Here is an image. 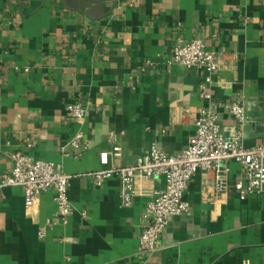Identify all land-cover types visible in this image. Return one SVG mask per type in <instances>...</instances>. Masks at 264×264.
<instances>
[{
	"label": "crops",
	"instance_id": "crops-1",
	"mask_svg": "<svg viewBox=\"0 0 264 264\" xmlns=\"http://www.w3.org/2000/svg\"><path fill=\"white\" fill-rule=\"evenodd\" d=\"M177 40L201 41L218 72L168 65ZM144 61L152 67L141 72ZM236 95L251 148L264 141V0H0V177L18 152L74 177L66 224L55 217L53 192L26 207L21 189H0V264H264V196L240 201L230 191L213 205L198 172L184 193L189 211L167 225L158 251L141 256L148 197L123 208L118 178L95 187L85 176L113 144L116 167L151 145L182 151L201 110L216 113L227 136L237 126L225 105ZM74 101L87 108L81 123L65 111ZM77 133L87 150L64 157L63 148L76 152L67 144ZM239 174L231 163L230 182Z\"/></svg>",
	"mask_w": 264,
	"mask_h": 264
},
{
	"label": "built area",
	"instance_id": "built-area-1",
	"mask_svg": "<svg viewBox=\"0 0 264 264\" xmlns=\"http://www.w3.org/2000/svg\"><path fill=\"white\" fill-rule=\"evenodd\" d=\"M218 64L217 55L206 50L198 40L186 43L177 40L168 60V65L204 71L209 75L218 72ZM151 67L150 61H144L141 72ZM201 90L200 97L209 100L210 95L203 91V86ZM225 109L237 126L227 136L224 135L218 115L210 110H201L193 121L194 134L182 151L168 154L151 145L133 164L116 167L110 164V159L119 158L120 147L113 144L110 151L99 154L100 170L85 175L92 179L95 187H101L112 177L118 178V196L123 208H130L135 197H148L142 212L143 226L138 236L139 255L150 256L158 251L167 225L189 211L184 193L198 172L209 183V200L213 205L226 201L230 191L236 193L240 201L249 196H264V141L251 148L243 146L241 132L248 119L241 95H236L225 105ZM65 111L69 120L76 123L83 122L88 115L81 101L67 105ZM67 147L76 152L71 154L63 148V156L76 159L87 150V142L82 133H77ZM10 161L11 172L0 177V189H21L26 207L31 206L40 195L53 192L55 217L66 224L72 214L67 189L74 177L66 175L60 164L32 160L19 152L11 155ZM231 163L240 167V174L233 183L229 179ZM157 178L163 179V187L159 190L152 186ZM42 236L43 231H40Z\"/></svg>",
	"mask_w": 264,
	"mask_h": 264
}]
</instances>
